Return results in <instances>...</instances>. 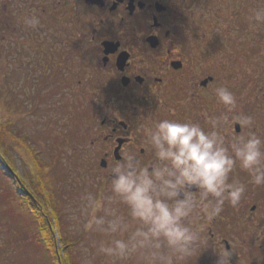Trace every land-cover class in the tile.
<instances>
[{
  "label": "flooded vegetation",
  "instance_id": "flooded-vegetation-1",
  "mask_svg": "<svg viewBox=\"0 0 264 264\" xmlns=\"http://www.w3.org/2000/svg\"><path fill=\"white\" fill-rule=\"evenodd\" d=\"M261 8L264 0H0V76L14 63L18 90L56 100L61 115L73 110L81 156L103 175L153 121L204 125L224 113L217 87L236 97L229 118H242L243 88L225 74L264 47V24L249 22ZM255 122L251 130L264 137V120ZM238 178L248 181L244 172ZM201 251V264H220L225 252L229 264H264V187L247 184L239 208L226 206L209 226Z\"/></svg>",
  "mask_w": 264,
  "mask_h": 264
},
{
  "label": "clouds",
  "instance_id": "clouds-1",
  "mask_svg": "<svg viewBox=\"0 0 264 264\" xmlns=\"http://www.w3.org/2000/svg\"><path fill=\"white\" fill-rule=\"evenodd\" d=\"M249 22L253 30L264 24V8ZM215 96L224 113L205 116L204 125L153 121L139 147L112 161L98 189L80 196L75 231L99 237L82 249L83 264H190L225 207L239 208L247 184L264 187V137L251 130L250 117L229 118L236 97L228 88L217 87ZM219 255L229 264L230 252Z\"/></svg>",
  "mask_w": 264,
  "mask_h": 264
},
{
  "label": "rangeland",
  "instance_id": "rangeland-1",
  "mask_svg": "<svg viewBox=\"0 0 264 264\" xmlns=\"http://www.w3.org/2000/svg\"><path fill=\"white\" fill-rule=\"evenodd\" d=\"M257 40L259 37L255 41L253 37L246 38L245 41L248 43L254 41V45H258ZM246 50L249 52L248 48ZM257 52L258 55L253 52L256 54L255 58L243 60L244 62L242 61V66L239 68L233 64L236 68L230 66L225 74L227 76L225 79H237V86H242V118L250 117L252 121L255 120L256 122L253 124L255 128L258 127L257 121L262 122L264 120V111H256L264 107V47L262 46ZM13 64L6 65L7 73H5L4 78L0 76V80L2 79L0 81V97L4 104L11 102L15 105L17 116L14 131L25 138L29 148L19 142H10L4 151L0 150V264H53L49 253L37 250L33 245H27L28 238L25 235H34V233H22L19 223H25L24 217H26L29 223L27 228L30 226L32 228L33 216L27 215L25 211L20 209L19 203L14 200L16 197L13 191L14 189L17 190L19 185L17 179L32 191L30 179L32 174L36 172L35 162L40 159L39 156L47 164H51L52 168H49L51 179L55 182L60 177L66 179L63 186H59L64 235L73 237L78 242L76 249H74L75 255L79 261H83V257L80 256L82 249L88 247L92 239H99V237L77 233L75 231L76 222L73 217L78 215L76 209L79 207L80 196L86 191L97 190V177L102 174L94 165V160L89 159V157L84 159L81 156L82 147L78 141L71 140L73 126L70 119L74 115V111L68 109L61 115L62 110H60V105L56 103V100L49 99L52 101L51 104L47 103V100L40 101L38 99L39 101H35V97L29 91L18 90L16 87L20 83L15 85L13 80L15 71ZM227 65H230V62ZM7 85L10 87V91L3 93V88ZM5 96L6 98H3ZM41 97L40 95L38 98ZM43 99H46V96ZM63 115L64 117H62ZM8 163L14 166V169H11L15 174L8 167ZM8 193L12 198L9 202L4 200L6 195L8 197ZM31 193L33 194V192ZM16 212L20 216L15 218ZM17 218H19L18 221ZM57 245L59 249H64L59 237L57 238ZM202 253L201 251L195 257L198 264L203 263ZM193 263L194 259L190 264ZM96 264H103V260L98 259Z\"/></svg>",
  "mask_w": 264,
  "mask_h": 264
},
{
  "label": "trees",
  "instance_id": "trees-1",
  "mask_svg": "<svg viewBox=\"0 0 264 264\" xmlns=\"http://www.w3.org/2000/svg\"><path fill=\"white\" fill-rule=\"evenodd\" d=\"M3 93H6V91ZM3 98H6V96ZM16 116L17 110L15 105L11 102L4 104L0 97L1 151H4L5 147L8 146L10 142H19L29 148L25 138L14 131ZM74 139L75 137L72 136L71 140L74 141ZM39 158L40 159H38L36 162L34 161L36 172L32 174V178L30 179L32 191L28 186H26L27 188L25 190L27 192L23 193L19 190L20 185H18L17 190L14 189L13 191L16 197L14 200L16 203H19L20 209L25 211L27 215L31 214L33 216L31 223L32 228L31 226L27 228L29 223L26 217H24L26 222L23 224L19 223V226L22 228V233H34V235H25L27 236L26 238H28L27 245H33L34 248H37V250L49 253L53 264H83V261H79L78 257L75 255L74 249H76L78 242L73 237H67V235H64V223L62 221L61 214L62 202L60 199L61 194L59 193V186H63V182H65L66 179L63 177L58 179L55 178L56 182L55 180L51 179L49 175V168H52L51 164H47V162L40 156ZM8 165L10 168L14 169V166L11 163H8ZM31 192L34 194L35 201H33L29 196V194H32ZM11 199L12 198L8 193V197L6 195L4 200L9 202ZM17 216H20L18 212L15 213V218ZM18 219L19 218L16 220L18 221ZM58 237L64 249H59L57 245ZM80 256L83 257L82 251Z\"/></svg>",
  "mask_w": 264,
  "mask_h": 264
},
{
  "label": "water",
  "instance_id": "water-1",
  "mask_svg": "<svg viewBox=\"0 0 264 264\" xmlns=\"http://www.w3.org/2000/svg\"><path fill=\"white\" fill-rule=\"evenodd\" d=\"M105 166H106V164L102 163V167H105Z\"/></svg>",
  "mask_w": 264,
  "mask_h": 264
}]
</instances>
